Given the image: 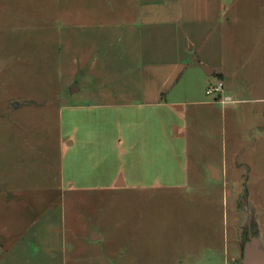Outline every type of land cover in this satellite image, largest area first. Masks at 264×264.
<instances>
[{"label": "rangeland", "instance_id": "obj_1", "mask_svg": "<svg viewBox=\"0 0 264 264\" xmlns=\"http://www.w3.org/2000/svg\"><path fill=\"white\" fill-rule=\"evenodd\" d=\"M141 6L140 0H0V191L17 188L19 205L30 199L27 187L32 198L48 196L45 209L0 207V223L15 227L12 242L42 214L50 217L62 246L66 233L69 264H242L233 251L244 244L249 227L255 232L258 222L264 236V46L251 45L255 35H264V0H240L233 7L237 21L227 35L239 46H222L214 36L193 51L185 46L190 63L216 73L206 83L194 82L195 99L211 106L187 105L177 108L183 114L168 109L164 115L187 126L181 133L187 152L182 139L171 145L180 167L186 162L190 171L203 173L199 180L193 176L195 186L173 190L151 186L154 174L164 170L156 157L167 147L158 144L157 151L154 141L141 140L139 129L163 115L139 106L140 76L123 58L127 43L139 37ZM226 20L231 25L234 17ZM82 25L92 28L81 34ZM89 40L84 51L77 46ZM81 55L96 61L91 79L75 78L73 61ZM222 73L226 91L240 102L223 106L215 104L216 94L206 95ZM75 126L99 127L105 139L86 145ZM209 166L222 171L221 181L211 179ZM140 168L144 177L130 176ZM118 170L127 174V187L111 185ZM69 178L96 189L68 190L62 183ZM93 227L103 240L86 239L84 230ZM62 246L49 250L62 255ZM17 258L6 264L39 257L24 251Z\"/></svg>", "mask_w": 264, "mask_h": 264}, {"label": "crops", "instance_id": "obj_2", "mask_svg": "<svg viewBox=\"0 0 264 264\" xmlns=\"http://www.w3.org/2000/svg\"><path fill=\"white\" fill-rule=\"evenodd\" d=\"M140 1L142 6L138 11V21L140 25L139 37L135 41H129L127 43L128 48L125 50L126 57L123 58L124 61L133 65L138 70L140 76V96L142 97V101L139 103V106L157 109L163 115L158 122L154 120V125L151 126L146 122L145 128L139 129V136L141 140L145 143H147V141H154L157 151L159 150L158 144L161 146L166 145L167 147L164 152H160L159 155H157L158 157H156V160L159 162L157 168L163 167L164 170L158 171L154 174L155 179L152 180L151 186L159 190H173L181 185L195 186L193 176L197 175L199 180V177L203 173H201L200 170L194 172L190 171L186 162H184L180 167L179 154H176L177 148L175 147V149L171 146L174 143L178 144L180 139L184 140L186 138L181 137V133L184 132L187 126H178L177 123L174 124L167 122L164 119V115L168 109H170L171 112L174 110V113L178 112L183 114V110L177 108L187 105L211 106L213 104L212 102L200 99L199 97L195 99L196 94L194 82L196 80L206 83V77L213 76L216 72L212 70L213 74L209 75L205 70V66L202 67L200 64L194 62L190 63L188 60V51L185 46H187V43L191 44L192 48L190 50L193 51L200 42L202 43V41H204V43H206L213 36L214 40L219 39V44H222V46L230 48L239 46L235 41V37L233 35L228 36L227 31L232 28L233 24L237 21V19H235L237 11L232 9L233 7H237L240 0ZM229 1L230 4H228ZM228 5H231V8L230 6L227 7ZM228 15L234 17V21L231 25H228L226 20ZM184 21L187 25L186 28L182 26V22ZM91 28L92 27L82 25L80 28L81 34L84 33L86 29L89 30ZM183 31H186L184 35H182ZM88 32L89 31H87V33ZM255 36L260 39L256 38L255 44L251 45L255 47L264 46V35ZM185 39L187 42L184 45L183 40ZM82 40H84L83 35ZM89 42L90 40L86 41V43L84 41V43L77 46H80V49H83L82 51H84L85 48L90 46ZM201 43L199 45H201ZM124 45H126V43H124ZM78 57L73 61L75 63V78L80 74V78L82 80L91 79L92 74L95 73L93 66H95L96 61L94 58L87 57L85 55H81V58ZM236 61L237 60L234 58L231 62L236 63ZM222 69L226 72V67H223ZM182 79H185V81L182 82ZM219 81L224 83L225 89L226 84L224 82L223 73L221 74ZM190 83H192V85H190ZM234 94H237V92H234ZM223 96L230 98L234 102H240V100H234L233 97H231L232 95H229L226 89L224 90ZM214 101L215 104H220L216 97ZM261 101L264 100L262 99ZM92 108L93 106H76L75 110L83 111L84 109L91 110ZM98 129L99 127H95L93 129L85 126L81 129V131H79L77 126H75V133L78 135L81 132L82 142L86 145H91V143H99V141L102 142L105 139L106 131H99ZM74 144H76V139L73 138V142H69L68 145L70 147ZM182 144V152L186 153L187 146L185 140ZM64 145H66L65 142H63V150H65ZM180 148L178 149L180 150ZM90 151L98 152L99 149L93 148ZM179 167L181 169H179ZM145 168L151 170L150 164L147 163ZM140 169L141 171H139V174L130 173V176H138L139 178L144 177V173H146V171L142 168ZM220 173L222 180L223 173L221 170ZM111 181V185H115V183L119 181L118 185L125 187L128 186L127 174H124L121 170L116 172ZM142 184L143 183H138L134 185ZM62 185L64 187L67 186L68 190H91L96 187L82 184L78 181L72 180V178H69L66 183H62ZM107 187H109V185H103L101 188ZM23 190L27 191V195H29L30 198L24 205H19L17 200V188L10 189V191H0V207L6 208L8 205L12 206L15 204L18 206L17 209L21 211L25 209V207L32 210H39L41 208L45 209V204L48 200V196L46 194L40 193L32 198L30 193L33 192L29 191L28 187ZM8 193L11 194V198ZM6 195L9 198H7ZM63 219L64 217L62 220ZM205 220L204 224H209L208 220L211 219L205 218ZM223 221L226 226V216ZM18 223L19 224L16 227L20 231L24 228V226L20 222ZM257 224L258 236L262 248L264 249L263 230L259 227L260 225L258 222ZM29 225L30 226H28L22 234L17 236L14 241L10 242L13 240L12 238H14L15 227H11L10 229L7 226H2L0 223V239H6V244H0V264L8 263L7 261L10 258L12 262H17L19 260L17 257L22 256L24 251L25 255L39 257L36 259L34 258L30 264H69L70 259L68 261L67 251L64 246V243H67L66 233L62 232L65 233L62 246V242L59 241L58 232H56V223H53L50 217L43 216L42 214L38 219ZM53 228L55 229V232H53ZM84 232L86 239H88L89 242L91 241L92 243H96L98 240H103L100 231L94 227L88 228L86 231L84 230ZM225 234L226 229L224 231V235ZM92 238L96 239V241H93ZM225 242L226 235L223 238V243ZM52 245L55 247L62 246V255H60L59 249L55 252H51L49 249H52ZM237 246L238 250H234L233 252L240 257L242 262L244 244L240 241V244ZM64 254L65 257L63 258L62 256ZM224 255H226V252ZM71 257L72 256H70V258ZM23 260H25V258ZM213 264L225 263L218 261Z\"/></svg>", "mask_w": 264, "mask_h": 264}, {"label": "water", "instance_id": "obj_3", "mask_svg": "<svg viewBox=\"0 0 264 264\" xmlns=\"http://www.w3.org/2000/svg\"><path fill=\"white\" fill-rule=\"evenodd\" d=\"M205 70L209 75L213 74V71L210 70L208 67H205ZM74 89L75 85H73V93H75ZM208 169L213 180H221V173L219 169L213 166H209ZM92 240L96 241V239L94 238H92ZM242 264H264V249L262 248L258 235H253L251 233L244 242Z\"/></svg>", "mask_w": 264, "mask_h": 264}, {"label": "built area", "instance_id": "obj_4", "mask_svg": "<svg viewBox=\"0 0 264 264\" xmlns=\"http://www.w3.org/2000/svg\"><path fill=\"white\" fill-rule=\"evenodd\" d=\"M223 93H224V83L222 81H218L217 84H215L214 86L208 87L206 91V94L208 96L216 94L215 96L217 98V101L223 106L234 102L230 98L224 97Z\"/></svg>", "mask_w": 264, "mask_h": 264}, {"label": "flooded vegetation", "instance_id": "obj_5", "mask_svg": "<svg viewBox=\"0 0 264 264\" xmlns=\"http://www.w3.org/2000/svg\"><path fill=\"white\" fill-rule=\"evenodd\" d=\"M252 227H249V231H246L247 232V235H246V238L249 237V235L251 234V232L253 233V235H258V231L256 230L255 232L251 230ZM251 231V232H250ZM255 233V234H254Z\"/></svg>", "mask_w": 264, "mask_h": 264}]
</instances>
